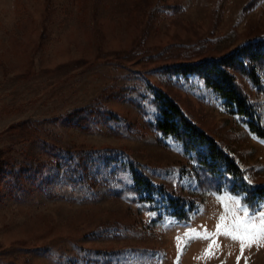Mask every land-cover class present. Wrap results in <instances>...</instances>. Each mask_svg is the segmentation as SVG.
Segmentation results:
<instances>
[{"label": "rangeland", "instance_id": "obj_1", "mask_svg": "<svg viewBox=\"0 0 264 264\" xmlns=\"http://www.w3.org/2000/svg\"><path fill=\"white\" fill-rule=\"evenodd\" d=\"M258 38L264 0H0V150L11 158L0 174V264H264V241L241 255L239 242L220 235L205 255L211 241L186 235L214 233L225 203L244 204L204 191L182 145L148 126L162 91L264 183V140L198 76L170 70ZM92 108L120 119L109 127ZM21 123L31 136L11 129ZM115 150L155 184L198 199V214L153 226L154 213L116 195L132 183L128 172L112 176L120 164L105 168ZM81 158L96 186L68 179Z\"/></svg>", "mask_w": 264, "mask_h": 264}, {"label": "trees", "instance_id": "obj_2", "mask_svg": "<svg viewBox=\"0 0 264 264\" xmlns=\"http://www.w3.org/2000/svg\"><path fill=\"white\" fill-rule=\"evenodd\" d=\"M75 63L78 62L71 65ZM170 70L174 74L198 76L223 101V106L229 114L238 116L252 134L264 140V38L248 41L224 57L179 63ZM242 79L250 82L262 98L253 99L241 85ZM154 97L159 116L155 122L148 123L149 128L160 137L173 138L182 145L184 155L196 164L203 190L216 194L226 192L241 198L244 205L250 206V211L260 209L264 205V183L251 181L248 173L237 161L227 154L214 138L192 122L168 95L155 90ZM89 113L97 115L109 127L120 119L101 108H92ZM81 119L83 117H80L79 121ZM11 129H21V133L29 136L33 130L27 123H21ZM122 155L123 153L115 150L110 156L102 158L106 169L120 164V167L112 172L113 177L118 178L120 171L128 172L131 176V186L116 192L118 197L131 194L132 202L139 204L143 210L154 213L151 222L153 226H157L166 218L183 224L193 220L202 206L198 199L186 198L172 187L155 184L139 171L132 161L122 162ZM10 160L6 152L0 150V174ZM67 177L77 185L90 183L96 186L97 183L92 177L89 165L82 158L72 162V166L67 170Z\"/></svg>", "mask_w": 264, "mask_h": 264}, {"label": "snow or ice", "instance_id": "obj_3", "mask_svg": "<svg viewBox=\"0 0 264 264\" xmlns=\"http://www.w3.org/2000/svg\"><path fill=\"white\" fill-rule=\"evenodd\" d=\"M219 199L223 202L232 200V197H221ZM233 203L236 205L235 208L225 203V214L219 217L214 233H208L206 229L203 235L196 233L195 230H192V233H186V235H193L194 238L211 241L205 255L210 254L213 245H216L214 237L220 235L228 237L232 241L239 242L241 255H243L246 246L251 247L253 244H259L261 241H264V212H261L260 215L257 216L256 212L259 210V208H257L253 209L250 215V206L248 204L240 208V200H234ZM237 210L243 212V218L237 215ZM229 215L232 217L231 223L225 224L226 217ZM177 239L179 240L180 238ZM239 260L240 257H237V264H239Z\"/></svg>", "mask_w": 264, "mask_h": 264}]
</instances>
